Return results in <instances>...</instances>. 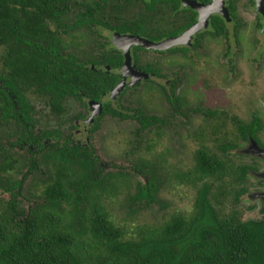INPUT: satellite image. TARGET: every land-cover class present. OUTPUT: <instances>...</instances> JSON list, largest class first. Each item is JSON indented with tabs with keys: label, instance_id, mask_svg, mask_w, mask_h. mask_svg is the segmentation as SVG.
<instances>
[{
	"label": "trees",
	"instance_id": "trees-1",
	"mask_svg": "<svg viewBox=\"0 0 264 264\" xmlns=\"http://www.w3.org/2000/svg\"><path fill=\"white\" fill-rule=\"evenodd\" d=\"M72 2L0 0V47L9 48L1 57L0 125L14 117L15 95L23 117V123L17 125L32 132L35 109L21 98L22 91L34 98L44 97L50 113L58 117L67 113V95L79 99L77 91L80 90L86 98L97 101L114 84L66 51L69 47L78 48L75 39L82 35L77 30L80 24L87 23L94 29L92 21L114 28L93 17L94 6L84 4L82 13L81 6ZM73 15L83 16V20H73ZM124 26L116 28L120 30ZM255 124L256 120L247 127L239 126L241 138L249 144L256 141ZM212 125L209 138L215 137L218 141L217 134L223 133L222 123ZM60 128L59 124L57 128L37 130L31 138L60 141L64 138ZM205 131L201 128L197 133L200 143L193 155L195 164L190 168L194 174L189 180L193 184L203 182L192 212L173 214L160 227L141 230L136 240L125 239L124 230L111 220L102 194L105 191L114 194L118 185L112 180L114 176H110L105 187L102 185L104 179L98 173L97 159L89 150L72 146L67 139L56 143V149L48 152L45 159L52 166L43 191L45 204L26 213L18 200L22 184L11 183L6 175L17 167V161L5 152L0 162V264H264V206L259 209V218L247 220L242 218L240 209L220 215L215 207L231 193L225 178L234 176L243 185L258 166L235 168L229 158H222L203 144L207 139ZM25 135L22 130L20 137L24 139ZM239 147L236 143L219 144L223 152L241 154ZM35 164L30 168H36ZM216 182L219 190L211 197V188ZM232 182L236 183L233 179ZM155 192L156 185L151 178L148 183L139 184L135 199L151 204L155 201ZM5 193H8L7 199L3 196ZM244 195L254 201L255 196L241 187L234 193L235 203ZM62 204H71L73 209L67 213ZM67 217L72 220L66 222ZM74 218L79 224L83 220L85 227L77 230ZM85 235L87 238H83Z\"/></svg>",
	"mask_w": 264,
	"mask_h": 264
},
{
	"label": "flooded vegetation",
	"instance_id": "flooded-vegetation-1",
	"mask_svg": "<svg viewBox=\"0 0 264 264\" xmlns=\"http://www.w3.org/2000/svg\"><path fill=\"white\" fill-rule=\"evenodd\" d=\"M72 1L81 6L79 11L82 13L85 12L84 4L94 6L93 17L97 21L102 19L107 24L114 25V28L110 29L99 22L90 21L94 28L91 29L87 23L80 24L77 30H80L79 33L82 35L75 39L78 48L69 47L66 50L75 54L79 63L98 72L109 82H114L110 90L103 92L97 101L86 98L80 90L77 91L79 99L73 95H67L66 99L73 100L77 108L74 113L68 115V129H61L64 138L60 141L67 139L72 146L89 150L97 159L98 173L102 174L104 163L101 156L96 154L93 139L105 116L115 118L122 123L130 121L136 127L134 134L153 132L157 136L155 138L161 137V128L172 123L174 119L183 122L200 113L209 120L220 114L223 116L222 124H225L226 120L230 121L235 124L239 132L240 125L247 127L256 120V143L264 148L257 138L258 118L253 117L250 122L245 123L232 116L231 121L223 109L191 106L182 90L186 85L185 82H225L223 77L213 78L210 81L199 80L191 73L196 72L195 65L200 59L198 51L206 53L204 49L207 44L212 49L221 51V59L226 64H230L227 65L226 70L231 67L234 69L239 62L245 64L253 62L258 67L264 66V0ZM82 17L71 16L73 20H83ZM116 26H124V28L119 30ZM98 28L105 29L108 34H103ZM91 37L93 41L89 43ZM164 64L167 66L175 64L177 68L167 74V70L163 69ZM225 77L227 78L226 73ZM145 89L149 98L156 96V93L164 97L168 105L167 114L159 116L146 113L143 106L146 100L141 104L135 101L139 99L135 97H139ZM22 95L24 97L21 98L33 104L35 109V113L32 114L35 124L32 128L33 133L17 125L23 123V117L14 95V117H10L6 123L13 128L14 134L0 142V147L4 148L0 149V156L11 150L22 153L21 151L28 148L26 151L28 153L24 155L25 170L35 172L40 167L36 163V168H30L32 163L37 162L35 155L40 150L43 152L42 149L47 146L52 150L56 149L55 145L60 141L56 138H46L41 141H38L37 137L31 138L37 130H40L35 119L39 109L32 102L34 97L30 93L22 91ZM36 98H43L42 103L45 105L44 97ZM148 107L151 112V107ZM211 111L213 114L206 113ZM80 123L83 125V132L79 131L81 137L73 133ZM22 130L26 133L24 139L20 137ZM246 141L243 139V142ZM113 168L119 167L113 165ZM142 171L146 176L144 182L146 184L154 176L151 174L148 176L143 169ZM132 172L136 173L139 170L133 167ZM18 183L22 184L21 181Z\"/></svg>",
	"mask_w": 264,
	"mask_h": 264
},
{
	"label": "rangeland",
	"instance_id": "rangeland-1",
	"mask_svg": "<svg viewBox=\"0 0 264 264\" xmlns=\"http://www.w3.org/2000/svg\"><path fill=\"white\" fill-rule=\"evenodd\" d=\"M99 30L103 34H108L105 29L100 28ZM90 39L89 43H92L93 37ZM8 49L7 46L0 47V72L3 70L1 57ZM204 50L207 52L198 51L200 59L195 65L196 72H191L194 74V78L210 81L213 78L220 79L223 77L225 82H185L186 85L182 90L191 106H200L203 109L220 108L227 112L229 120L235 116L245 123L250 122L253 117L258 118L257 138L264 145V66L258 67L253 62L247 64L239 62L234 69L231 67V69L226 70L227 65L230 64H226L221 59V51L212 49L209 44ZM175 68H177L175 64L169 66L164 64L163 69L167 70V74H169ZM225 73L229 79L225 77ZM135 98H139L135 99L138 104L146 100V104L143 105L146 113L163 116L169 112L164 97L159 93L149 98L145 89L139 97ZM42 100L44 99L36 97L32 100L39 109L38 114L35 115L37 128L40 130L53 129L60 124V129H68V115L74 113L77 108L73 100L70 99L66 103V115L58 117L48 111ZM148 106L151 107V112ZM219 112L221 113V111ZM222 118L223 116L219 114L209 120L200 113L185 119L183 122L174 119L172 123L161 128L162 136L159 138H155L157 136L153 132L134 134L136 127L130 121L122 123L110 116L103 118L100 129L94 134L93 146L96 154L101 156L104 163L101 174L104 179L102 185L105 187L110 176H114L112 180L118 185V189L114 194L105 191L102 194V199L113 223L124 230L125 239H138L141 230L160 227L173 214L189 215L192 212L197 191L203 183L201 181L193 184L189 180L194 174L190 168H193L195 164L193 155L200 143L196 136L201 128L206 129L204 134L207 136L203 144L210 146L222 158L226 160L229 158L235 168L238 165L258 166V170L252 171L243 185L236 182L234 176L225 178L227 182L229 181L228 186L231 193L227 195L221 205L215 206L217 211L223 215L231 212L232 209H240L244 220L260 217L259 209L262 205L264 206V200L257 199L262 197L256 194L264 192V176L261 175L264 173V154L254 155L252 153H255L256 147L263 152L264 149H261L256 141L251 142V144L248 143V140L243 142L235 124L227 120L225 124H222L223 133L217 134L218 141L215 140V137L214 139L213 137L212 139L209 138L211 136L210 125L213 126L214 122L222 123ZM12 131L13 128L10 125H0V142L10 137L13 134ZM79 131L83 132L82 123L77 125L73 133L81 137ZM220 143H236L243 153L223 152L219 149ZM27 149L21 151L22 153L15 150L9 152L17 161V167L6 174L11 183L22 182L18 200L25 213L30 208L37 210L45 204L43 191L52 170V166L47 164L48 161L45 160L48 157V152H52L51 147L47 146L42 149L43 152L40 150L35 155L36 163L40 166L38 170L35 172L26 171L24 155L28 153L26 152ZM2 158L3 155L0 156V162ZM113 165H117L119 168H113ZM133 167H136L139 172H132ZM142 169L148 176L150 174L154 176L152 180L156 185V192L154 194L155 201L151 204H145L142 200L135 199L139 184L143 185L146 180ZM180 174L183 177H179ZM232 179L236 183H233ZM217 186L218 182L213 184L211 197L217 195V190H219ZM241 187H245L247 193L255 194L254 201L244 195L240 197L239 202L235 203L234 193ZM70 190L73 191L74 188L70 187ZM3 196L7 199L8 193ZM62 207L67 213L73 209L71 204H62ZM71 220L70 217L66 218V222ZM74 220L77 230L85 227L86 223L83 220L82 224L77 223L76 218ZM83 238H87V236L85 235Z\"/></svg>",
	"mask_w": 264,
	"mask_h": 264
},
{
	"label": "water",
	"instance_id": "water-1",
	"mask_svg": "<svg viewBox=\"0 0 264 264\" xmlns=\"http://www.w3.org/2000/svg\"><path fill=\"white\" fill-rule=\"evenodd\" d=\"M252 142H254V141H252ZM262 149V148H261ZM257 152V153H256ZM252 154H254V155H261V154H264V152L263 151H261V150H259V149H257V147H256V151H255V153H252ZM261 175H263L264 176V173L263 174H261ZM253 196L255 195V194H252ZM256 195H259V196H261L262 197V200H264V192H261V193H257Z\"/></svg>",
	"mask_w": 264,
	"mask_h": 264
}]
</instances>
